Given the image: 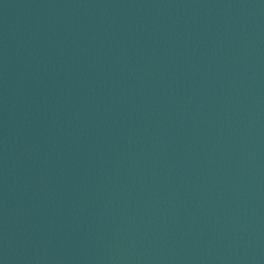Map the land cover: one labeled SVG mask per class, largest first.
<instances>
[{"label":"water","instance_id":"95a60500","mask_svg":"<svg viewBox=\"0 0 264 264\" xmlns=\"http://www.w3.org/2000/svg\"><path fill=\"white\" fill-rule=\"evenodd\" d=\"M0 264H264V0H0Z\"/></svg>","mask_w":264,"mask_h":264}]
</instances>
